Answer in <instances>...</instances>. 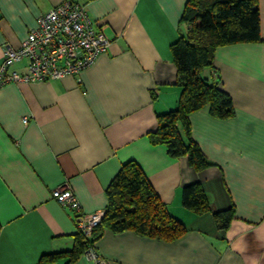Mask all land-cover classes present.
I'll return each instance as SVG.
<instances>
[{
  "label": "crops",
  "instance_id": "1",
  "mask_svg": "<svg viewBox=\"0 0 264 264\" xmlns=\"http://www.w3.org/2000/svg\"><path fill=\"white\" fill-rule=\"evenodd\" d=\"M64 1L0 0V64L5 46L17 49L37 18ZM70 1L109 43L78 74L0 86V264L71 250L75 213L51 190L64 183L83 214L103 211L107 186L129 160L187 230L163 241L105 229L93 249L106 264H264V0L261 40L217 47L212 69L202 71L229 95L233 115L216 119L207 106L189 114L192 139L211 163L200 172L148 138L181 91L170 45L184 33L186 0ZM26 70L22 59L6 73ZM194 181L211 211L232 207L225 230L211 213L182 206V188ZM67 262L62 254L46 264H94L83 254Z\"/></svg>",
  "mask_w": 264,
  "mask_h": 264
},
{
  "label": "trees",
  "instance_id": "2",
  "mask_svg": "<svg viewBox=\"0 0 264 264\" xmlns=\"http://www.w3.org/2000/svg\"><path fill=\"white\" fill-rule=\"evenodd\" d=\"M180 23L184 33L170 45L177 82L181 91L173 109L157 115V127L148 134L150 143L162 145L172 158L185 156L195 171L209 167L197 143L192 139L188 116L207 106L216 119L233 115L232 101L212 80L202 75L212 69L214 50L223 45L260 41L257 0H186ZM107 203L103 215L90 236L80 231L74 235L72 249L43 255L37 264L52 262L62 254L68 262L91 247L107 229L132 231L140 236L172 241L186 232V227L171 216L154 192L146 175L133 160L124 162L105 190ZM181 204L195 215L211 213L217 230H225L233 218L232 207L211 211L199 181L182 188Z\"/></svg>",
  "mask_w": 264,
  "mask_h": 264
},
{
  "label": "built area",
  "instance_id": "3",
  "mask_svg": "<svg viewBox=\"0 0 264 264\" xmlns=\"http://www.w3.org/2000/svg\"><path fill=\"white\" fill-rule=\"evenodd\" d=\"M108 43L105 35L94 29L82 5L64 1L37 18L36 25L28 31L17 49L9 46L3 48L0 86L7 82L45 81L78 74L95 60ZM22 59L27 60L24 74L6 73L8 65ZM22 122L26 123L27 119L23 117ZM51 196L75 213L77 230L89 237L103 211L83 214L75 194L64 183L52 189ZM83 255L94 264H106L91 247Z\"/></svg>",
  "mask_w": 264,
  "mask_h": 264
}]
</instances>
